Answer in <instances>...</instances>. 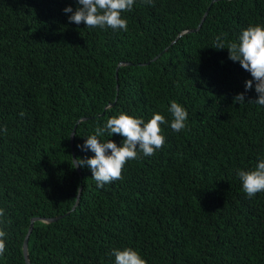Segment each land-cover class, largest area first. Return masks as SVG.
Wrapping results in <instances>:
<instances>
[{
	"label": "trees",
	"instance_id": "obj_1",
	"mask_svg": "<svg viewBox=\"0 0 264 264\" xmlns=\"http://www.w3.org/2000/svg\"><path fill=\"white\" fill-rule=\"evenodd\" d=\"M68 6L0 0V264H26L31 219L57 216L33 222L30 264H114V248L147 264H264V192L247 197L237 176L264 159V106L247 102L251 74L214 48L264 25V0H135L127 32L70 23ZM172 101L188 112L179 133ZM121 112L163 115L165 144L97 188L73 155L94 156L77 145Z\"/></svg>",
	"mask_w": 264,
	"mask_h": 264
},
{
	"label": "clouds",
	"instance_id": "obj_2",
	"mask_svg": "<svg viewBox=\"0 0 264 264\" xmlns=\"http://www.w3.org/2000/svg\"><path fill=\"white\" fill-rule=\"evenodd\" d=\"M135 0H77L75 10L71 6L63 9L70 23L85 28H111L113 31H128V21L122 17V13L133 10ZM146 5L154 6V0H142ZM222 35L215 38L216 49H227L229 59L239 62L241 67L251 74V79L245 81V92L255 88L257 99L247 102L264 106V25H249L242 30L237 41L225 44ZM234 103H244L245 93L237 94ZM168 112L171 114L170 127L174 132H182L187 129L188 112L176 101L170 103ZM24 112L20 113L23 117ZM169 121L159 113L145 121L143 118H135L121 112L106 120L102 128L96 130L95 135L88 136L83 145H77L81 150H90L94 156L82 159H72V168L88 167L92 173V179L97 188H103L116 180L123 179L124 166L131 160L139 158V154L145 157L155 155L157 150L165 144V137L161 134V125ZM0 132L7 134V128H0ZM107 133L109 137L118 134L123 137V143L118 146L114 141L101 142L98 137ZM237 176L242 184V191L247 197L252 198L259 192H264V159L260 160L254 170H237ZM5 216L4 209L0 208V217ZM7 233L0 229V257L7 251ZM114 264H147L138 251L132 248L112 249Z\"/></svg>",
	"mask_w": 264,
	"mask_h": 264
},
{
	"label": "water",
	"instance_id": "obj_3",
	"mask_svg": "<svg viewBox=\"0 0 264 264\" xmlns=\"http://www.w3.org/2000/svg\"><path fill=\"white\" fill-rule=\"evenodd\" d=\"M205 14H206V12H205ZM204 16H205V15H204ZM203 19H204V17H202V19H201L199 25L197 26V28H199V26L201 25ZM197 28H196V29H197ZM159 55H160V54L156 55L153 59H155V58L158 57ZM116 78H117V74H116ZM117 88H118V85H117ZM83 119H86V118H83ZM74 132H75V127H74V129L72 130V132H71V144H73V141H74ZM75 159H76V158H75V156L73 155V160H75ZM77 168H78V170H79V167H77ZM80 189H81V187L79 188V192H80ZM78 197H79V194L77 195V198H78ZM72 208H74V207H72ZM60 217H61V216L52 217V218L33 217V218L31 219V222H30L29 228H28L27 233H26V235H25V237H24L23 245H22L23 255H24V258H25V262H26V264H30V262H29V257H28L27 244H28V237H29V234H30V232H31V230H32V228H33V222H34L35 220H42V221H45V222H51V221H55V220H57V219L60 218Z\"/></svg>",
	"mask_w": 264,
	"mask_h": 264
}]
</instances>
